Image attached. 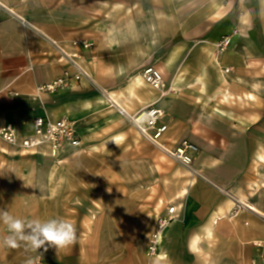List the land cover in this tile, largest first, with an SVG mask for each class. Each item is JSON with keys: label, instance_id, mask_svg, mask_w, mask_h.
I'll list each match as a JSON object with an SVG mask.
<instances>
[{"label": "crops", "instance_id": "obj_1", "mask_svg": "<svg viewBox=\"0 0 264 264\" xmlns=\"http://www.w3.org/2000/svg\"><path fill=\"white\" fill-rule=\"evenodd\" d=\"M1 1L11 12L0 11V124H11L19 137H28L36 117L65 116L76 124L83 140L80 149L95 140L98 146L103 141L116 149L113 140L119 137L126 162L132 161L134 149L149 158L146 183L160 189L156 201L161 203L165 153L129 128L103 91L130 113L149 105L160 109L161 122L168 126L165 145L175 149L189 141L199 151L194 173L172 175L170 206L177 208L178 218L165 230L157 259L147 255L149 237L140 261L131 256L132 245L123 257L85 256L86 245H116L127 238L141 218L126 206L122 216L111 208L97 212L87 228L83 214L80 233L91 236L58 251L47 245V251H32L24 242L17 248L3 245L9 232L0 221V264H263L264 250L253 243L264 240V208L254 175L264 140V0H142L138 33L133 32L129 10L119 22L131 28L117 29L113 17L102 19L101 0ZM109 6L117 10L122 3L112 0ZM127 7L124 3L125 13ZM227 35L232 43L219 55L217 43ZM53 41L78 54L91 79L56 92L41 91L69 68ZM85 41L92 43L91 49L83 46ZM147 66L162 74V91L143 80ZM136 133L146 142L140 149L134 145L140 143ZM70 151L75 150L65 153ZM50 157L46 148L23 151L0 138V210L25 221L68 220L63 205H52L68 201V196L51 189L54 170L68 165L59 167ZM121 198L140 200L132 193ZM214 216L221 218L215 224ZM196 237L200 240L193 245Z\"/></svg>", "mask_w": 264, "mask_h": 264}, {"label": "rangeland", "instance_id": "obj_2", "mask_svg": "<svg viewBox=\"0 0 264 264\" xmlns=\"http://www.w3.org/2000/svg\"><path fill=\"white\" fill-rule=\"evenodd\" d=\"M109 1L112 0H101V18H116L118 20L115 25L117 26L116 28L124 30V28H131V26L123 27V23L119 22V19H124V17L128 16L129 10L130 15H132L133 32H140L142 0H115L118 4L122 3V8H118L117 10H113V7L110 8ZM124 3L128 6L127 13H125L123 8ZM86 12L89 13V11ZM126 125L129 128H134L127 120ZM137 135L139 136L140 143L134 145L137 149H140V145L146 142L139 134ZM94 142L86 144V147L84 146L82 149H75V151H70L57 157H50L53 163H56L59 167L60 163L64 162H67L66 165H68L63 170L61 168L54 170L51 187L53 193L68 196V201L62 203L54 202L52 205L54 209L58 205H63V210L67 211L68 220L76 227L77 239L83 238V236H91L80 233L81 217L83 214L86 223L88 222L86 224L87 228L92 221V216L105 209H114L120 216L123 215L122 212L126 209L129 212L135 213L134 215L141 218L137 222L139 227L136 225L131 232L125 234L128 235L126 236L127 238L121 237L119 239L116 245H120V249H116L115 243H112V245L102 243L101 246L91 243L92 245L85 246L83 252L89 258H112L116 255L123 257L128 253V246L132 245L131 256L140 261L144 257L143 253H145L147 237L153 232L158 215L172 203L171 195L173 194L174 183L172 175L179 177L181 174L188 173L191 170L195 172L194 164L190 167L191 170H189L187 167L174 161L167 154H163L165 201L161 203L160 201H156L157 195L161 193L160 189L157 191L155 187L150 186V183H146V180L150 182V180L146 179L148 173L151 172L149 158L140 154L139 150L134 149L132 161L126 162L124 149H119V146L124 147V143L118 144L119 146L117 145L115 149V147L109 148L108 143L102 144L103 141L100 142L101 146L97 145V140ZM261 144V153L257 155L254 161L255 174H253L258 185L257 196L260 199L261 208H264V140H262ZM77 152L81 154L73 155ZM126 165L130 166L131 169L125 170L124 167ZM178 166L184 167V170L177 168ZM31 189L32 186H30ZM126 193H132V195L139 197L140 200L135 202L124 201L125 198H121V195ZM114 194L118 195L116 201L92 202L89 200L93 197L99 198ZM126 206L127 208L125 209ZM133 219L135 220V216H133ZM133 219L130 221L135 224L136 221H133ZM76 251L80 252L82 250L76 248Z\"/></svg>", "mask_w": 264, "mask_h": 264}, {"label": "built area", "instance_id": "obj_3", "mask_svg": "<svg viewBox=\"0 0 264 264\" xmlns=\"http://www.w3.org/2000/svg\"><path fill=\"white\" fill-rule=\"evenodd\" d=\"M2 10L9 11V8L0 0V11ZM231 43V36H224L217 43V53L221 55ZM78 45V42H73V46L77 47ZM53 46L58 51L60 60L69 65V68L63 71L61 77L42 86L40 88L41 91L55 92L58 89L74 84V82L91 79L88 69L80 61L78 54L69 52L56 41H53ZM83 46L86 49H91L92 43L85 41ZM142 76L143 80L153 88L160 91L165 88L162 74L154 66L145 67L142 71ZM103 94L110 107L115 108L133 125L144 139L158 147L184 167L190 168L193 165L194 156L198 153L199 147L192 142L183 141L179 147L169 149L163 142L168 126L161 122L162 111L160 109L149 105L135 113H130L108 93L103 91ZM33 127L34 132L31 136L19 137L13 125L0 124V138L10 145L19 147L23 151H34L39 148H46L50 156L54 157L62 155L69 149H80L83 146V140L78 133L75 122L68 117L62 116L55 119L50 115L38 116L34 119ZM177 218V208L173 205L167 209L166 215L157 218L156 226L148 239L147 255L149 258L157 259L159 257V247L163 241L164 232ZM253 245L257 249L264 250V240L255 241Z\"/></svg>", "mask_w": 264, "mask_h": 264}, {"label": "clouds", "instance_id": "obj_4", "mask_svg": "<svg viewBox=\"0 0 264 264\" xmlns=\"http://www.w3.org/2000/svg\"><path fill=\"white\" fill-rule=\"evenodd\" d=\"M119 139L118 137L113 140L116 145ZM0 221L6 225L9 232V235L3 238L2 243L10 248H17L20 242H24L32 251H38L42 247L44 251H47L45 245L55 247L58 251L77 241L75 225L63 218L25 221L11 215L6 210H0ZM26 264H32V261L28 260Z\"/></svg>", "mask_w": 264, "mask_h": 264}, {"label": "bare ground", "instance_id": "obj_5", "mask_svg": "<svg viewBox=\"0 0 264 264\" xmlns=\"http://www.w3.org/2000/svg\"><path fill=\"white\" fill-rule=\"evenodd\" d=\"M9 11H11V9H9ZM119 104V103H118ZM162 116H163V112H162ZM166 154V153H165ZM188 168V167H187ZM189 170H191L190 168H188ZM191 172L192 173H194V171H192L191 170ZM194 182V180L192 179V180H190V183H193ZM188 192V188L187 187H184L183 189H182V194H186ZM252 209V207H249V209ZM253 211H255V210H253ZM258 212V211H257ZM218 219H221V218H218V217H213V223L215 224V223H217L218 221ZM208 234L209 235H211V233H212V229L209 227L208 229ZM199 240H200V237H196V238H194V240H193V245H197L198 244V242H199Z\"/></svg>", "mask_w": 264, "mask_h": 264}]
</instances>
